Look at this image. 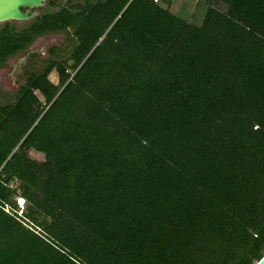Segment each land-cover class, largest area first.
Returning <instances> with one entry per match:
<instances>
[{
	"label": "trees",
	"instance_id": "16d2710c",
	"mask_svg": "<svg viewBox=\"0 0 264 264\" xmlns=\"http://www.w3.org/2000/svg\"><path fill=\"white\" fill-rule=\"evenodd\" d=\"M46 1L0 26V68L75 43L0 103V264L260 260L264 0H199L200 25L175 0Z\"/></svg>",
	"mask_w": 264,
	"mask_h": 264
},
{
	"label": "rangeland",
	"instance_id": "374dc122",
	"mask_svg": "<svg viewBox=\"0 0 264 264\" xmlns=\"http://www.w3.org/2000/svg\"><path fill=\"white\" fill-rule=\"evenodd\" d=\"M175 3L178 8L180 7L179 10L174 8V11H177L179 16L188 20L193 25L202 24L207 10L206 2L199 0H175ZM56 10L57 9L48 8L46 1L45 6L33 9V12L39 16L46 12H55ZM14 23L18 26V29L21 30L30 22L15 21ZM72 35V31H67L38 38L26 51L19 53L8 61L5 67L0 68V103L4 105L15 101V93H17L18 88L24 82L21 78L23 71L33 65L35 57L39 56L42 60L50 57V49L52 47H57L59 49L58 52L62 54L61 56L66 55L75 44ZM40 64L38 66L39 68L41 67ZM50 80L54 83L59 82L56 72L50 75ZM37 95L43 100L39 93H37ZM31 155L38 160L44 159L43 155H38L34 152H32ZM18 203L20 204L21 202L19 201Z\"/></svg>",
	"mask_w": 264,
	"mask_h": 264
},
{
	"label": "water",
	"instance_id": "95a60500",
	"mask_svg": "<svg viewBox=\"0 0 264 264\" xmlns=\"http://www.w3.org/2000/svg\"><path fill=\"white\" fill-rule=\"evenodd\" d=\"M46 0H0V26L8 22H30L38 14L33 9L45 6ZM255 264H264V255Z\"/></svg>",
	"mask_w": 264,
	"mask_h": 264
},
{
	"label": "flooded vegetation",
	"instance_id": "af4514ba",
	"mask_svg": "<svg viewBox=\"0 0 264 264\" xmlns=\"http://www.w3.org/2000/svg\"><path fill=\"white\" fill-rule=\"evenodd\" d=\"M32 12H33V10H32ZM34 57V56H33ZM49 58V57H48ZM48 58H46V59H48ZM46 59H40V57L39 56H37V57H35L34 58V61H33V65L31 66V67H28L27 69H25L24 71H23V75H22V81H24V80H26V78L28 77V75L30 74V73H32V72H34V71H37L38 69H39V64L41 63L42 64V62L44 61V60H46ZM40 64V65H41ZM38 67V68H37Z\"/></svg>",
	"mask_w": 264,
	"mask_h": 264
},
{
	"label": "snow or ice",
	"instance_id": "6c2138e0",
	"mask_svg": "<svg viewBox=\"0 0 264 264\" xmlns=\"http://www.w3.org/2000/svg\"><path fill=\"white\" fill-rule=\"evenodd\" d=\"M21 203H24L23 201H20Z\"/></svg>",
	"mask_w": 264,
	"mask_h": 264
},
{
	"label": "clouds",
	"instance_id": "9594fccd",
	"mask_svg": "<svg viewBox=\"0 0 264 264\" xmlns=\"http://www.w3.org/2000/svg\"><path fill=\"white\" fill-rule=\"evenodd\" d=\"M19 201H23V200H19ZM24 202V201H23Z\"/></svg>",
	"mask_w": 264,
	"mask_h": 264
},
{
	"label": "built area",
	"instance_id": "2783aa9c",
	"mask_svg": "<svg viewBox=\"0 0 264 264\" xmlns=\"http://www.w3.org/2000/svg\"><path fill=\"white\" fill-rule=\"evenodd\" d=\"M155 2L157 1V0H154Z\"/></svg>",
	"mask_w": 264,
	"mask_h": 264
},
{
	"label": "bare ground",
	"instance_id": "6f19581e",
	"mask_svg": "<svg viewBox=\"0 0 264 264\" xmlns=\"http://www.w3.org/2000/svg\"><path fill=\"white\" fill-rule=\"evenodd\" d=\"M21 204H23V203H21Z\"/></svg>",
	"mask_w": 264,
	"mask_h": 264
}]
</instances>
